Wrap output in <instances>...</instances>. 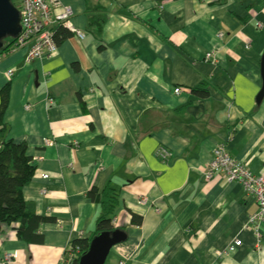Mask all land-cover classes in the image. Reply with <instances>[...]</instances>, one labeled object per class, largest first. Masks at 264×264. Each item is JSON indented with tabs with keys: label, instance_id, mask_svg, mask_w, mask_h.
<instances>
[{
	"label": "crops",
	"instance_id": "1",
	"mask_svg": "<svg viewBox=\"0 0 264 264\" xmlns=\"http://www.w3.org/2000/svg\"><path fill=\"white\" fill-rule=\"evenodd\" d=\"M57 1L82 40L29 63V44L0 54L6 139L25 142L34 166L23 200L50 220L40 243L2 225L0 262L15 252L3 264H59L94 232L87 192L110 185L127 239L104 264H264V222L258 234L246 227L256 198L224 176L204 179L218 147L264 175V0ZM201 84L204 98L193 94ZM234 239L241 246L220 255Z\"/></svg>",
	"mask_w": 264,
	"mask_h": 264
},
{
	"label": "trees",
	"instance_id": "2",
	"mask_svg": "<svg viewBox=\"0 0 264 264\" xmlns=\"http://www.w3.org/2000/svg\"><path fill=\"white\" fill-rule=\"evenodd\" d=\"M53 40L58 45L63 40L72 36L63 26L54 29ZM16 49L14 40L7 39L0 54H5ZM205 84L193 90V94L200 98L206 97ZM9 100V85L0 89V227L2 225L12 226L17 237L26 243H40V226L50 221L44 216L36 215L27 210L23 200V188L30 182L34 166L31 157L27 155V145L25 142H15L6 139L7 128L3 124V115ZM86 197L96 203L99 207V217L96 219L94 232L87 239L77 238L70 244L68 254H71L69 264H78L80 256L88 249L93 236L101 232H111L115 230L113 218L118 208V192L110 185H106L101 190L90 189ZM140 218L131 215V225L138 226ZM66 253L65 255L68 256Z\"/></svg>",
	"mask_w": 264,
	"mask_h": 264
},
{
	"label": "built area",
	"instance_id": "3",
	"mask_svg": "<svg viewBox=\"0 0 264 264\" xmlns=\"http://www.w3.org/2000/svg\"><path fill=\"white\" fill-rule=\"evenodd\" d=\"M20 14L21 33L14 40V46L20 48L29 44L25 61L27 63L34 60H41L45 57L53 56L57 52V45L53 40L54 29L63 26L77 39L82 40L84 34L77 30L71 21L72 11L69 7H59L57 0H11ZM205 60L214 61L215 53L208 52L204 55ZM9 76L11 71H8ZM174 94H179L180 90L175 88ZM28 109L29 106H25ZM45 146H51L52 141L43 140ZM164 152H161V155ZM164 157V156H161ZM214 176H224L228 182H237L244 191L256 198L258 211L248 217L247 228L258 234L257 224L264 222V175L254 176L247 171L242 164L231 158L223 147H218L213 151V157L205 169L204 179L209 180ZM47 178V176H43ZM141 199L138 203H143ZM239 239H234L221 252L220 255L230 254L241 246ZM260 250V246H258ZM68 254V251H67ZM16 258V253L11 252L4 255L2 262H11ZM71 254L65 255L59 264H69Z\"/></svg>",
	"mask_w": 264,
	"mask_h": 264
},
{
	"label": "water",
	"instance_id": "4",
	"mask_svg": "<svg viewBox=\"0 0 264 264\" xmlns=\"http://www.w3.org/2000/svg\"><path fill=\"white\" fill-rule=\"evenodd\" d=\"M21 33L20 14L11 0H0V51L7 39L15 40ZM261 88L256 96L260 103L264 97V53L260 60ZM127 239L125 232L113 230L101 232L92 237L87 251L80 256L78 264H104L112 247L124 243Z\"/></svg>",
	"mask_w": 264,
	"mask_h": 264
}]
</instances>
